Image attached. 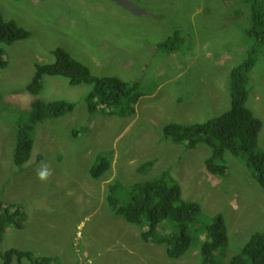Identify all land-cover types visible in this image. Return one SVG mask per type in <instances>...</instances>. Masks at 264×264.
Here are the masks:
<instances>
[{
    "label": "rangeland",
    "instance_id": "1",
    "mask_svg": "<svg viewBox=\"0 0 264 264\" xmlns=\"http://www.w3.org/2000/svg\"><path fill=\"white\" fill-rule=\"evenodd\" d=\"M138 10L134 13L124 4ZM0 15L29 32L7 47L8 67L0 70V199L21 204L22 230L11 229L0 242L10 248L51 256L58 264H200L199 241L179 259L163 245L144 242L142 228L112 213L107 185L124 187L165 170L179 183L184 200L200 203V221L224 218L229 242L224 262L264 230V192L242 161L225 153L224 177L210 175L209 148L162 139L169 123L189 125L215 118L230 107L229 72L246 59L253 41L245 35L249 8L239 0H0ZM177 34L184 42L163 54L157 46ZM67 51L93 76L139 81L144 96L131 117L90 116L85 97L90 86H70L61 77L42 79L38 98L64 100L74 110L48 119L35 130L30 159L17 173L12 155L16 120L33 99L25 87L36 64L51 63L52 51ZM246 106L263 127L264 57L249 73ZM82 126L86 128L80 133ZM78 132L74 136L72 131ZM260 148V149H261ZM103 151L112 152L109 170L92 180L89 169ZM153 167L138 173L140 164ZM51 176L41 181L42 166ZM0 264H2L0 260ZM12 264H29L26 261Z\"/></svg>",
    "mask_w": 264,
    "mask_h": 264
},
{
    "label": "trees",
    "instance_id": "2",
    "mask_svg": "<svg viewBox=\"0 0 264 264\" xmlns=\"http://www.w3.org/2000/svg\"><path fill=\"white\" fill-rule=\"evenodd\" d=\"M249 8V27L245 31L253 41L246 51V59L229 72L230 107L219 116L201 123L183 125L169 123L162 128V139L173 144L184 145L190 150L198 145L209 148L211 154L204 161L210 175L224 177L226 167L219 163L225 153L242 161L264 192V149L258 145V136L263 123L246 106L249 73L260 56L264 57V0H239ZM29 32L14 21L0 15V70L8 67L7 47L29 37ZM184 40L174 34L158 44L163 54L176 52ZM51 63L36 64L35 73L25 91L33 98L29 110L21 112L16 120L15 145L12 160L17 173L24 170L30 159L37 125L48 120L64 117L74 110V104L64 100L46 102L39 97L42 79L61 77L70 86L87 85L90 91L85 105L90 116L131 117L138 100L144 96L139 81H123L116 77L99 78L75 60L67 51L57 48L52 51ZM2 94L0 93V106ZM82 126L80 133L85 129ZM87 129V128H86ZM74 136L78 132L73 130ZM261 148V149H260ZM112 152L97 155L89 169L92 180H99L109 170ZM148 160L138 166V173H145L154 165ZM106 201L115 215L127 223L142 228L141 239L163 245L168 257L179 259L199 241L200 264H264V230L254 232L242 245L240 252L224 262L229 242L228 228L221 214L200 221L201 206L197 201L184 200L179 183L165 170L160 175L135 182L124 187L119 182L107 185ZM27 220L21 204L4 202L0 199V242L11 230H22ZM2 264H58L51 256H37L30 251L10 248L1 252Z\"/></svg>",
    "mask_w": 264,
    "mask_h": 264
},
{
    "label": "clouds",
    "instance_id": "3",
    "mask_svg": "<svg viewBox=\"0 0 264 264\" xmlns=\"http://www.w3.org/2000/svg\"><path fill=\"white\" fill-rule=\"evenodd\" d=\"M51 174V170L46 165L37 170V178L41 181L47 180Z\"/></svg>",
    "mask_w": 264,
    "mask_h": 264
},
{
    "label": "water",
    "instance_id": "4",
    "mask_svg": "<svg viewBox=\"0 0 264 264\" xmlns=\"http://www.w3.org/2000/svg\"><path fill=\"white\" fill-rule=\"evenodd\" d=\"M130 4L128 3V2H126L125 4H124V6L127 8V9H129V10H131L132 12H134V13H138L137 11L138 10H136L134 7H131V6H129Z\"/></svg>",
    "mask_w": 264,
    "mask_h": 264
}]
</instances>
